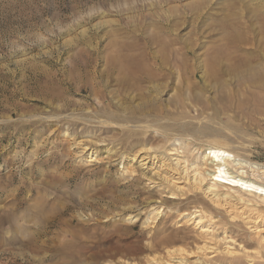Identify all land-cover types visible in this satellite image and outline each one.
Listing matches in <instances>:
<instances>
[{
  "label": "rangeland",
  "instance_id": "374dc122",
  "mask_svg": "<svg viewBox=\"0 0 264 264\" xmlns=\"http://www.w3.org/2000/svg\"><path fill=\"white\" fill-rule=\"evenodd\" d=\"M231 26L264 48V0H0V264H180L163 231L197 232L161 209L156 128L208 125L264 164V107L206 64ZM210 257L181 264H264Z\"/></svg>",
  "mask_w": 264,
  "mask_h": 264
},
{
  "label": "bare ground",
  "instance_id": "6f19581e",
  "mask_svg": "<svg viewBox=\"0 0 264 264\" xmlns=\"http://www.w3.org/2000/svg\"><path fill=\"white\" fill-rule=\"evenodd\" d=\"M232 27H229L231 30L225 38L228 39L229 47L225 46L228 49H219L221 46L218 45L216 50L220 51L212 58L209 57L211 60L206 64L211 75H217L216 79L218 77L220 80L217 83L221 82L223 89L228 87V84L224 85L230 76L227 79L224 77L233 76L239 85L235 89L236 94L239 96L244 91L246 96L244 101L240 99L239 104L254 106L257 112L264 107V48H248L246 44L250 45L251 41L235 26V29ZM121 72L128 86L135 84L142 75L138 68L122 69ZM231 106L234 107L233 104ZM170 123L168 125L172 128L167 127L163 131L156 128L157 134L159 131L162 133L157 137L158 165L150 168V171L157 169L153 174L159 175L160 194L167 193V198L179 200L165 206L162 200L161 209L165 207L164 210L168 211L173 221H177L175 218L181 219L183 223L179 226L190 225L197 234L192 237L189 235L191 233L183 232L182 229L163 231L164 262L176 259L181 264L191 257L198 260L201 257L208 259L209 256L211 261L219 257L232 261L244 256L254 261L263 259L264 164L243 159L233 146H228L229 140L220 139L223 134L215 128L205 125L193 132L188 122ZM199 135L208 138L201 140ZM200 142H206L208 146L204 148ZM78 144L82 145L80 142ZM82 151L89 152L86 161L99 158L98 152L91 146H85V143ZM145 153L143 149L139 155L136 153L134 156L139 159L140 167L149 163L150 166L154 165L153 156ZM125 169V172L130 171L129 167ZM242 231L245 236L246 231L253 233L254 240H247Z\"/></svg>",
  "mask_w": 264,
  "mask_h": 264
}]
</instances>
